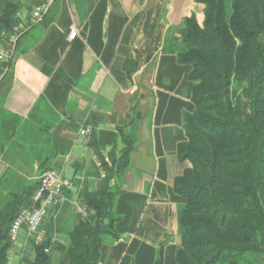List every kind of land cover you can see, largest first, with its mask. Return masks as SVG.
Wrapping results in <instances>:
<instances>
[{"label": "crops", "instance_id": "crops-1", "mask_svg": "<svg viewBox=\"0 0 264 264\" xmlns=\"http://www.w3.org/2000/svg\"><path fill=\"white\" fill-rule=\"evenodd\" d=\"M191 12L201 19L202 5L193 0H54L33 22L29 9L22 8V20L33 25L10 49L5 64L0 62V141L5 136L0 209L38 176L42 164L64 170L69 165L71 186L45 221L51 238L66 244V232L85 215L82 192L96 191L102 183L93 155L106 154L110 168L129 144L128 157L140 151L148 162L129 166L128 159L124 172L111 177L109 185L118 190L114 204L127 215L143 203L142 210L152 217L142 227H134L135 218L121 224L118 230L126 233L106 241L100 264L138 262L140 251L155 255L145 240L155 220L172 221L167 227L173 228L167 241L172 264L182 208L173 180L189 166L179 160L176 148L184 139L190 86L189 68L168 48L167 37L170 27L181 35ZM72 28L78 33L69 39ZM82 125L90 133L75 145ZM69 153L72 163L65 161ZM16 234L12 249L19 261L25 260L32 239L23 228Z\"/></svg>", "mask_w": 264, "mask_h": 264}, {"label": "trees", "instance_id": "trees-1", "mask_svg": "<svg viewBox=\"0 0 264 264\" xmlns=\"http://www.w3.org/2000/svg\"><path fill=\"white\" fill-rule=\"evenodd\" d=\"M193 1L202 5L201 19L191 12L181 35L170 27L167 37L192 81L184 139L176 148L189 166L173 180L182 208L172 264H264V0ZM33 3L0 0V41L20 20L16 12ZM25 25L8 49L17 47L33 22ZM131 148L126 144L105 167L96 191L82 192L86 214L66 232V244L51 242L44 223L46 239L33 244L31 264L101 263L108 235L118 239L121 224L114 209L118 190L109 181L124 172ZM36 185L37 175L0 209V264L12 243L10 223L30 206ZM44 248L58 257L53 260ZM140 253L137 264L167 263L163 248L156 255Z\"/></svg>", "mask_w": 264, "mask_h": 264}, {"label": "built area", "instance_id": "built-area-1", "mask_svg": "<svg viewBox=\"0 0 264 264\" xmlns=\"http://www.w3.org/2000/svg\"><path fill=\"white\" fill-rule=\"evenodd\" d=\"M54 0H34L32 7L29 9L31 21L35 22L42 18L48 11ZM16 16L20 19L13 26L12 32L7 37V42L12 47L15 43L19 32L25 28V23L22 20L21 10L16 12ZM78 31L72 28L68 34L69 39H74ZM9 50L4 51L0 47V61H6L9 55ZM90 133V127L82 125L74 138L75 145H81L86 140ZM73 155L70 153L65 156L66 163L73 162ZM94 168L97 170L100 178L106 176L105 167L110 164V159L106 154L93 155ZM71 186L69 177L66 176L65 170L61 168H50L40 172L37 176V185L31 196V204L29 207L21 208L13 217L9 227L10 240H14L16 233L22 228L25 229L27 237L32 239L34 245H39L46 239V230L43 225L48 217L50 209L56 208L60 203L63 191ZM80 212L86 214V209L83 207ZM55 239L51 238V242ZM44 252H48V248H44Z\"/></svg>", "mask_w": 264, "mask_h": 264}, {"label": "rangeland", "instance_id": "rangeland-1", "mask_svg": "<svg viewBox=\"0 0 264 264\" xmlns=\"http://www.w3.org/2000/svg\"><path fill=\"white\" fill-rule=\"evenodd\" d=\"M6 40H7V38H6ZM1 45H6L7 49L10 46V44L7 41H0V47H1ZM0 62L2 63V65H4L6 61H0ZM187 77H188V75H187ZM187 81H188V85L190 86L192 81L189 80V77L187 78ZM4 140H5V136L3 138V141L2 140H1L2 142L0 141V151H1V143L3 144ZM141 154L142 153H140V151H138L134 155V158L128 157L127 159H129V163H130V164L128 163V165L130 166L131 164H133V165H136L138 167H141V165H140L141 161L143 162V164L148 162V158H145ZM0 155H1V152H0ZM4 169H5L4 168V163H2L0 165L1 172L4 171ZM65 174L67 176H70V174H71V168H70L69 165H66ZM119 184L120 183L118 182V186H119ZM117 189H118V187H117ZM142 207H143V203H141V205L136 208L137 212L130 213V214L126 215V214L123 213V211L121 212L116 207V204H114V209L116 210L115 216H120L121 217V221H120L121 224H128V222L130 224V220L135 218L134 227L136 225L139 226L140 224H141V227H142L146 223V219L149 218V217H152V214L148 213V211H146V210L143 211ZM155 223H156V225L153 226L154 227L153 230L151 231L150 234H148L146 236L145 240H146V242H148L151 245V247L154 248V250H155L154 252L156 254H158L159 251L163 248L164 249V254L166 255V260H167L168 259V253H169L168 247L170 246V245L167 244V241H168V239L170 238V236L173 233V228L170 227L171 229H168L167 227H168V225L172 226V221H170V223H168L167 225L159 224L157 222V220H155ZM159 225H160V227H159ZM165 227H166V230L164 229ZM117 232H118L119 235H123L124 233H126L125 231H121V230H117ZM109 239H110V241L114 240V238L111 236V234L108 235L107 240H109ZM142 239H143V237H142ZM12 244H14V243L12 242ZM48 252L50 253V255H51L53 260H55L58 257V255H59L55 250L54 251L53 250H51V251L48 250ZM28 253L29 254L27 256H25L26 257L25 260L19 261V259L17 258V255L15 256L16 252H15V250L12 249V245H11L10 249L8 251V260L6 261L5 264H26L27 260H32L34 258V254H35L34 249L29 250ZM166 262L167 263H165V264H169L168 260ZM125 264H137V259L136 260L134 259L133 261H125Z\"/></svg>", "mask_w": 264, "mask_h": 264}]
</instances>
